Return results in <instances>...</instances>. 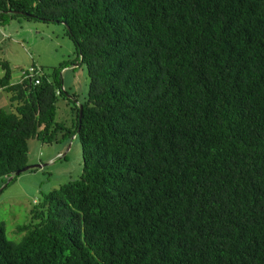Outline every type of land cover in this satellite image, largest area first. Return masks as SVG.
Segmentation results:
<instances>
[{"label": "trees", "instance_id": "16d2710c", "mask_svg": "<svg viewBox=\"0 0 264 264\" xmlns=\"http://www.w3.org/2000/svg\"><path fill=\"white\" fill-rule=\"evenodd\" d=\"M17 20L62 25L74 55L16 84L2 64L0 181L33 140L84 162L20 243L0 225V264H264V0H0ZM83 66L81 102L61 72Z\"/></svg>", "mask_w": 264, "mask_h": 264}, {"label": "rangeland", "instance_id": "374dc122", "mask_svg": "<svg viewBox=\"0 0 264 264\" xmlns=\"http://www.w3.org/2000/svg\"><path fill=\"white\" fill-rule=\"evenodd\" d=\"M73 55V43L65 36L62 25L17 20L0 28V79L4 76L2 64L8 63L12 84L19 83L23 72L32 66L50 74L52 69L72 60ZM61 78L69 94L83 102L89 87L85 67L66 69L61 72ZM8 99L9 95L0 91V109H8ZM68 104L66 99L59 100L56 119L70 128L72 115ZM30 145L29 166L43 168L15 176L17 179L0 195V225L5 226L7 239L13 243H20L24 238L25 234L19 233L18 228L31 222L30 213L43 196L78 180L83 172V152L77 138L67 145H42L35 140ZM5 185L0 181V189Z\"/></svg>", "mask_w": 264, "mask_h": 264}, {"label": "water", "instance_id": "95a60500", "mask_svg": "<svg viewBox=\"0 0 264 264\" xmlns=\"http://www.w3.org/2000/svg\"><path fill=\"white\" fill-rule=\"evenodd\" d=\"M43 166H28L26 168H24L23 170L21 171H18L14 176L10 177L6 183V185L0 189V193L13 181L14 177L15 176H19L20 174L24 173V172H27V171H31V170H34V169H42Z\"/></svg>", "mask_w": 264, "mask_h": 264}, {"label": "built area", "instance_id": "2783aa9c", "mask_svg": "<svg viewBox=\"0 0 264 264\" xmlns=\"http://www.w3.org/2000/svg\"><path fill=\"white\" fill-rule=\"evenodd\" d=\"M33 70H31V72H32ZM39 82H36V84H38Z\"/></svg>", "mask_w": 264, "mask_h": 264}, {"label": "crops", "instance_id": "0c3cea01", "mask_svg": "<svg viewBox=\"0 0 264 264\" xmlns=\"http://www.w3.org/2000/svg\"><path fill=\"white\" fill-rule=\"evenodd\" d=\"M52 159H50V161H51Z\"/></svg>", "mask_w": 264, "mask_h": 264}]
</instances>
